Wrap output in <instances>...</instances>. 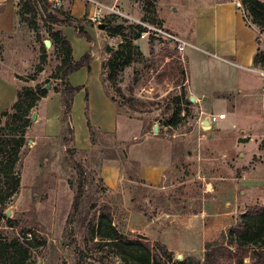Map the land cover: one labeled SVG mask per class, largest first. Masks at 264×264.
Listing matches in <instances>:
<instances>
[{
    "label": "rangeland",
    "instance_id": "1",
    "mask_svg": "<svg viewBox=\"0 0 264 264\" xmlns=\"http://www.w3.org/2000/svg\"><path fill=\"white\" fill-rule=\"evenodd\" d=\"M0 1V29H10L16 24L14 31L0 32V109L11 100L15 103L17 93L26 88L50 85L46 98L60 95L56 90L62 88V81L57 77L65 54L56 48L52 35L66 27L59 29L50 25L39 7L36 14L20 16L26 0ZM98 1L116 7L121 13L107 16L102 23L106 30H100L89 21L91 4L86 0H42L41 5L45 3L50 12L63 11L73 19L81 20L104 61L102 82L117 105L126 131L138 138L147 134L168 150L171 147L172 160L166 177L158 188L126 182L118 190L109 189L100 180V167L115 161L127 176L133 169L128 156L129 146L117 149L116 137L100 136L91 156L75 153L71 158L67 151L72 145L64 143L62 128L59 137L53 136L58 128L56 117L62 112L60 95L58 102L49 106L50 113L56 117L42 123L31 120L26 133L28 143L22 150L17 168L20 188L4 207L5 218L0 229L10 238L25 234L30 237L36 231L40 239H34V243L45 241L43 246L32 249L30 264H123L111 250L96 246L87 229L86 219L95 212L92 206H109L114 226L120 232L165 245L173 253L174 264L191 259L203 262L207 244H226L231 230L249 208L264 207V77L256 70L225 65L233 69L229 72L235 71L233 77H219L216 84H208L203 79L199 86L208 91L216 85L230 93L224 96L225 102L216 94V110L203 113L200 103L191 102L186 91L187 77L193 68L190 64L188 70L186 55L192 48L188 46L180 54L170 40L158 37L153 31L145 38L141 36L133 41L136 31L132 28L140 25L146 29H163L182 37L181 33L196 24V11L215 1L236 3L244 19L248 13L242 0ZM259 1L264 3V0ZM119 26H123L129 34L128 42L139 51L135 54L136 61L118 72V52L127 42L122 34H111ZM252 27L258 30V39L264 48V33L256 26ZM77 39L80 43L68 40L76 52L73 58L78 62L92 48L86 39L78 35ZM45 41L51 42L50 48H46ZM108 44L115 47L112 54L105 50ZM203 55L207 57L206 63L221 62L212 55ZM43 58L45 62L42 63ZM167 64L173 66L167 67ZM199 64L197 60L196 66ZM203 65L205 78L209 74L206 64ZM178 66L184 69L185 79L181 75L173 77L172 72L174 68L177 71ZM114 72L117 77L112 80ZM165 73L168 78L164 83H158L157 76ZM84 75V72L72 75L71 85L84 82ZM208 79L212 82L210 77ZM86 92L82 112L75 109V98L72 116L88 128L91 113L86 104ZM179 97L186 111L181 114L177 127H173L170 120ZM13 104L0 111V115ZM221 110L226 111L227 118L204 128V119L220 115ZM17 126L6 127L4 123L0 141L9 140ZM156 126L159 127L158 134L154 133ZM67 136L70 138L69 134ZM78 164L85 172V198L81 214L75 213L72 218L81 176ZM5 188L0 177V191ZM8 220L15 221L19 227L11 229Z\"/></svg>",
    "mask_w": 264,
    "mask_h": 264
},
{
    "label": "trees",
    "instance_id": "2",
    "mask_svg": "<svg viewBox=\"0 0 264 264\" xmlns=\"http://www.w3.org/2000/svg\"><path fill=\"white\" fill-rule=\"evenodd\" d=\"M41 2L42 0L24 1L19 15L36 14L39 7L45 13L46 21L50 25L59 29L60 27L74 28L79 37L86 39L89 43L93 42L81 20H75L63 11L50 12L46 9L45 3L41 5ZM242 3L248 13L245 17L246 24L250 27L256 26L260 33H264V3L259 0H242ZM132 29L136 31L133 41L139 40L142 34L147 32V29L140 25ZM111 34H122L127 41L118 52L120 60L118 72L123 71L136 61L135 54L136 51H139V48L133 46L132 42H128L129 34L125 33L123 26L115 28ZM52 37L56 48L62 50L65 54L60 75L57 77L62 81V88L57 89L56 92L60 93L62 99L60 122L63 141L65 144L70 143L71 146L74 143L73 102L75 96L82 91V88L73 87L69 82V77L82 68L90 69L92 55L88 53L77 62L73 58V48L68 38L60 30H57ZM43 62H45V58L42 59ZM166 66L170 67L173 64H167ZM254 66L264 71V52L262 50L255 56ZM116 73L112 74V80L116 79ZM172 74L173 77L181 75L185 79V72L181 66H178L177 71L174 68ZM168 76L166 73L159 74L157 76L159 77L158 83H164ZM47 95L48 92L45 87L26 88L24 92L17 93V99L13 106L0 115V131L4 123L6 127H10L11 124L18 125L9 135V140L4 143L0 141V177L6 185L5 190L0 191V227L5 218V205L18 193L20 188L21 179L17 173V168L21 161L22 150L28 143L26 133L31 124L32 112ZM177 101V108L172 120H170L173 127H177L181 114L186 111L183 109L182 99L179 97ZM88 129L93 145H95L98 137L108 136L94 128L89 121ZM67 134L70 135V138ZM67 152L71 158H74L75 153H77L74 148H69ZM131 165L133 169L128 172V176L132 178L138 176V169L136 164L131 163ZM77 169L81 176L78 180L79 189L73 205L74 214H72V218L75 213L81 214L80 210L85 198V172L80 164L77 165ZM92 209L95 212L86 221L89 235L95 241L96 246L111 250L120 258L123 264H174L173 253L165 245L153 242L145 237L120 232L114 226V219L109 206L99 207L95 204ZM8 221V226L11 229L19 227L15 221ZM34 239H40L36 231L32 232L30 237L25 234L23 237L10 238L0 229V264H30L32 249L45 244L44 240L35 244ZM245 259H249V262L246 263ZM176 264H264V207L249 208L241 216L235 228L231 230L226 244H207L203 262L191 259L183 262L178 261Z\"/></svg>",
    "mask_w": 264,
    "mask_h": 264
},
{
    "label": "crops",
    "instance_id": "3",
    "mask_svg": "<svg viewBox=\"0 0 264 264\" xmlns=\"http://www.w3.org/2000/svg\"><path fill=\"white\" fill-rule=\"evenodd\" d=\"M102 4L106 6V4ZM77 18L80 17L77 16ZM195 18L196 24L192 29L188 28L184 33H181V38L188 40L192 48L189 50L188 55H186L189 71L190 64H193L192 74L190 77H187L186 91L189 93L190 98L193 97L195 101L200 103V110L205 113L212 109L216 110V104L214 103L216 101V94H218L219 100L225 102L224 96L230 92L228 89V91H222L216 85H214V88L206 91L200 88L199 84L201 81L205 79L208 84H216L217 78L219 77L225 79L233 77L232 74L235 71L229 72V70L233 69L225 65L239 67L240 69L256 70V72L261 71L254 69L253 66L255 56L264 48L260 45L258 30L246 24L244 16L238 10L236 3L216 1L208 3L196 11ZM15 19L17 21V14ZM15 26L16 24L11 25L10 29H4L3 31L0 29V32L10 33L14 31ZM62 32L72 43L74 40H78L79 42L74 29L66 27V30L62 28ZM188 35L190 36L187 38ZM89 48H92L89 52L92 55L90 69L82 68L72 74L75 75L79 72L85 73L84 82L77 83V85L74 84L75 88H82V91L75 96V109L82 112V106H84L82 101L83 94L84 91H87L86 104L91 113L90 122L92 126L100 132L107 134L108 136L106 137H116L117 149L128 145L129 160L131 163L136 164V168L138 169V176L131 178L128 174L127 176L124 174L122 167L118 163L110 161L100 167V180L111 190H118L126 182L147 188L160 187L163 179L166 177V171L172 160L171 147L168 150L166 146H162L159 142H156V138L147 134L138 138L135 135L132 136L129 131H126V125L124 122H121L120 116L118 115L117 105L106 92L102 82L104 61L96 52L95 44L90 43ZM85 51H88V49L86 48ZM75 53L73 51V57ZM203 54L212 55L221 62L212 60V62L206 63L207 57ZM197 60L200 63L199 66H196ZM203 64H206V70L209 74L205 78H203ZM72 75L69 77V82ZM209 77L212 82L208 79ZM58 96L60 95L54 94L39 103L33 112V114H37L38 123L46 122L51 117H56L50 113L49 106L51 103L58 102ZM13 103L14 101L11 100L4 107H9ZM5 108L0 109V111H3ZM219 112L228 115L224 110ZM60 115L61 113L59 112L56 117L58 119V128L53 133V136L59 137L61 135ZM206 121L207 118L204 119V122ZM72 127L75 138L72 148L76 150L77 154L91 156L95 146L92 144L89 129L85 127L83 121L77 123L76 116L74 120L72 116ZM46 136L50 137L47 134Z\"/></svg>",
    "mask_w": 264,
    "mask_h": 264
},
{
    "label": "built area",
    "instance_id": "4",
    "mask_svg": "<svg viewBox=\"0 0 264 264\" xmlns=\"http://www.w3.org/2000/svg\"><path fill=\"white\" fill-rule=\"evenodd\" d=\"M89 4H91V11L89 13V21L92 24L100 25L102 24L108 15H115V14H121L116 7H108L103 5L97 0H86ZM1 2L0 1V8H1ZM59 2H56V5H58ZM151 31H153L155 34H157L158 37H163L168 40H170L174 46L175 50L179 52L180 54H183L184 51L188 46H190L189 42L177 35L171 34L163 29H155V28H149L147 29V32L142 34V38H145ZM260 76L264 77V71H259L257 72ZM227 118L226 114H220L217 116H210V124L217 123L218 121L225 120ZM203 127L205 128L206 126L204 125L203 121Z\"/></svg>",
    "mask_w": 264,
    "mask_h": 264
},
{
    "label": "water",
    "instance_id": "5",
    "mask_svg": "<svg viewBox=\"0 0 264 264\" xmlns=\"http://www.w3.org/2000/svg\"><path fill=\"white\" fill-rule=\"evenodd\" d=\"M26 1H27V0H26ZM99 29H100V30H106V25H104V24H100V25H99ZM259 42L261 43V40H260ZM45 46H46L47 49L50 48V46H51V42H50V41H45ZM105 50H106V52H107L108 54H112L113 52H115V47H114V46H110V45L108 44V45L106 46ZM45 89H46L47 91H49V90H50V85L46 86ZM190 101H191V102H194L195 99H194L193 97H191V98H190ZM31 120H32L33 122H36V121H37V114H36V113H34V114L32 115ZM204 125H205V126H209V125H211V124H210V117L207 118V121L204 123ZM158 132H159V127L156 126V127L154 128V133H155V134H158ZM7 215H8V214H7ZM8 216H9V215H8Z\"/></svg>",
    "mask_w": 264,
    "mask_h": 264
},
{
    "label": "bare ground",
    "instance_id": "6",
    "mask_svg": "<svg viewBox=\"0 0 264 264\" xmlns=\"http://www.w3.org/2000/svg\"><path fill=\"white\" fill-rule=\"evenodd\" d=\"M206 128V127H205Z\"/></svg>",
    "mask_w": 264,
    "mask_h": 264
}]
</instances>
